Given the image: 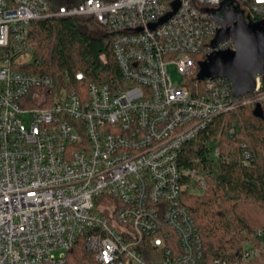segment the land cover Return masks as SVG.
Masks as SVG:
<instances>
[{"label":"built area","instance_id":"1","mask_svg":"<svg viewBox=\"0 0 264 264\" xmlns=\"http://www.w3.org/2000/svg\"><path fill=\"white\" fill-rule=\"evenodd\" d=\"M225 2L264 20V0H0V264H66L80 239L97 264H199L202 239L182 193L205 191L208 178L179 156L251 101L223 78L193 93L168 67L195 75ZM51 17L106 26L118 80L84 85L80 72L72 89L23 71L31 23ZM234 48L230 39L218 50ZM261 86L258 77L256 93ZM211 157L224 160L217 143ZM258 253L248 247L242 262Z\"/></svg>","mask_w":264,"mask_h":264},{"label":"trees","instance_id":"2","mask_svg":"<svg viewBox=\"0 0 264 264\" xmlns=\"http://www.w3.org/2000/svg\"><path fill=\"white\" fill-rule=\"evenodd\" d=\"M242 12L245 18L261 20L247 10ZM28 45L31 62L22 70L48 75L58 83L69 81L72 89H77L75 76L80 72L86 77L84 85L111 83L120 77L112 33L94 18L51 17L33 21ZM207 56L198 55L197 71L187 81L186 86L193 93L206 81L199 80L198 74L199 64ZM261 85L259 92L248 96L250 103L216 118L179 156L181 166L196 169L208 178L203 194L189 190L182 193V204L190 210L202 239L203 257L199 264H212L215 260L264 264V120L254 114L257 104L262 105L264 112L263 77ZM230 128L235 129L233 136L228 133ZM216 143L224 160L211 157V146ZM245 150L250 154L249 164L243 159ZM250 246L259 253L244 263L242 254ZM66 264L97 263L86 250L84 239H80L68 254Z\"/></svg>","mask_w":264,"mask_h":264},{"label":"water","instance_id":"3","mask_svg":"<svg viewBox=\"0 0 264 264\" xmlns=\"http://www.w3.org/2000/svg\"><path fill=\"white\" fill-rule=\"evenodd\" d=\"M231 6L222 5L213 16L221 28L210 44L213 52L199 64L198 79H227L235 96H254L257 78H264V20L253 21L249 17L246 20L242 11ZM178 7L177 2L175 8ZM230 39L234 42V49L218 50L220 44ZM254 114L264 120L261 104L256 105Z\"/></svg>","mask_w":264,"mask_h":264},{"label":"rangeland","instance_id":"4","mask_svg":"<svg viewBox=\"0 0 264 264\" xmlns=\"http://www.w3.org/2000/svg\"><path fill=\"white\" fill-rule=\"evenodd\" d=\"M77 2V3H80L81 1H83V0H51V2L52 3H54V5L55 6H57V7H59L60 5H68V4H70V3H72V2ZM232 5V3L231 2H225L224 4H223V7H225V6H227V7H229V6H231ZM219 15L220 16H222V14L221 13H219ZM168 70H169V73H170V76H171V79H172V81L175 83V84H184V85H186L187 84V81H188V79L189 78H186L185 76H183L182 74H180L179 72H178V70H177V68H176V66H174V65H170L169 67H168ZM29 117H24V120H25V122L27 123V122H29ZM194 193H198V194H203L205 191H193ZM99 203H97V205H98Z\"/></svg>","mask_w":264,"mask_h":264},{"label":"flooded vegetation","instance_id":"5","mask_svg":"<svg viewBox=\"0 0 264 264\" xmlns=\"http://www.w3.org/2000/svg\"><path fill=\"white\" fill-rule=\"evenodd\" d=\"M231 8H234V6H231Z\"/></svg>","mask_w":264,"mask_h":264}]
</instances>
